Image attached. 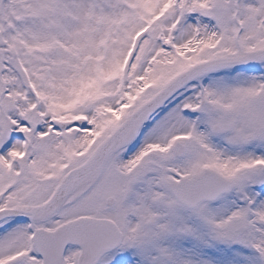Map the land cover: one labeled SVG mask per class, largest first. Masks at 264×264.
<instances>
[{
	"label": "snow or ice",
	"instance_id": "snow-or-ice-1",
	"mask_svg": "<svg viewBox=\"0 0 264 264\" xmlns=\"http://www.w3.org/2000/svg\"><path fill=\"white\" fill-rule=\"evenodd\" d=\"M0 264H264V0H0Z\"/></svg>",
	"mask_w": 264,
	"mask_h": 264
}]
</instances>
